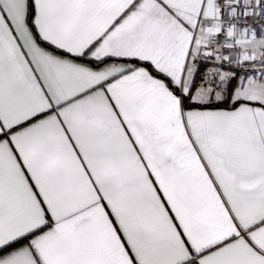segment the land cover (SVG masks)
Instances as JSON below:
<instances>
[{
	"label": "snow or ice",
	"instance_id": "1",
	"mask_svg": "<svg viewBox=\"0 0 264 264\" xmlns=\"http://www.w3.org/2000/svg\"><path fill=\"white\" fill-rule=\"evenodd\" d=\"M0 264H264V0H0Z\"/></svg>",
	"mask_w": 264,
	"mask_h": 264
}]
</instances>
